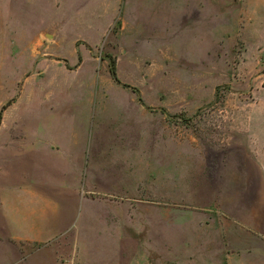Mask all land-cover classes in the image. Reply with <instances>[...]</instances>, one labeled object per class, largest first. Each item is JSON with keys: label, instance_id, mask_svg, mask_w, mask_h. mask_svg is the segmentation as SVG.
Instances as JSON below:
<instances>
[{"label": "rangeland", "instance_id": "obj_1", "mask_svg": "<svg viewBox=\"0 0 264 264\" xmlns=\"http://www.w3.org/2000/svg\"><path fill=\"white\" fill-rule=\"evenodd\" d=\"M47 92L84 102L104 138L133 141L135 168L148 157L150 192L134 205L166 220L161 238L135 212L128 242L89 227L64 264H264V228L230 242L222 226L242 171L257 190L252 156L264 183V0H0V123L61 108L32 99Z\"/></svg>", "mask_w": 264, "mask_h": 264}, {"label": "crops", "instance_id": "obj_2", "mask_svg": "<svg viewBox=\"0 0 264 264\" xmlns=\"http://www.w3.org/2000/svg\"><path fill=\"white\" fill-rule=\"evenodd\" d=\"M35 95L32 99L40 100L41 106L72 105L74 113L51 107L24 122L0 123V264H64L71 260L66 256L65 243L79 242L80 238L89 241L86 231L93 227L96 233L97 225L111 228L114 242H128L133 238L130 232L135 212L144 214L142 227L157 226L164 238V208H157L158 218L152 225L148 200L139 197L134 205L135 194L150 192L146 182L151 176L148 157L135 168L133 141L104 138L102 125L87 124L82 109L85 103L76 101L78 98L55 103L54 93ZM22 99L19 96L14 103ZM146 146L148 151L149 142ZM141 148L144 151V144ZM252 159L255 167L250 174L259 178L257 190L251 192L254 184L249 172L242 171L245 187L241 178L234 182L236 204L222 206V226L230 242L245 241L250 226L263 232L264 183L258 171L261 161L254 156ZM162 165L163 173L156 166L157 177L165 172V161ZM161 184L159 180V194L165 192ZM251 193L253 198L248 201L246 196ZM92 210L94 223L86 221ZM105 213L110 220L100 217ZM127 258L133 264V256ZM114 259L119 264V259Z\"/></svg>", "mask_w": 264, "mask_h": 264}, {"label": "trees", "instance_id": "obj_3", "mask_svg": "<svg viewBox=\"0 0 264 264\" xmlns=\"http://www.w3.org/2000/svg\"><path fill=\"white\" fill-rule=\"evenodd\" d=\"M110 70H111V73L117 77V70H116V66L115 64L112 62L111 65H110ZM0 119L2 120V113L0 114ZM0 120V122H1Z\"/></svg>", "mask_w": 264, "mask_h": 264}]
</instances>
